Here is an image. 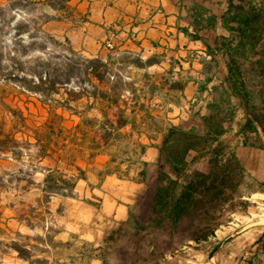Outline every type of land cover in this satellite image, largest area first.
<instances>
[{"label":"rangeland","instance_id":"rangeland-1","mask_svg":"<svg viewBox=\"0 0 264 264\" xmlns=\"http://www.w3.org/2000/svg\"><path fill=\"white\" fill-rule=\"evenodd\" d=\"M249 1L243 0V4ZM252 1L259 6L264 0ZM47 2L49 0H0V74L3 76L22 71L30 74L47 62L59 65L63 61L61 56L69 54L64 40L66 34L79 35L82 39L80 35L90 27L85 26L87 19L77 9L69 11L67 21L63 14L47 6ZM221 4L225 7V0ZM19 25L23 32L28 30L30 34L15 37ZM115 40L107 44L109 51ZM15 45L19 53L16 54L17 62L11 63ZM74 50L77 55L71 56L81 64L98 56L82 48ZM114 70L116 74L120 72L123 84H130L128 79L134 76L133 85L138 88L147 76L127 66L116 65ZM163 70L152 71L149 75L160 84L163 74H167ZM186 74L197 77L196 73L186 71L184 78ZM27 76L28 80H33V76ZM71 89L80 90L76 84L68 87ZM66 90L49 102L21 84L0 76V184L8 193V200L13 197L9 191L15 189L24 197L21 209L11 213L18 216L23 230L18 234L2 233L0 264H65L71 260L75 264H138L139 249L142 256H147V234L142 239L137 238L132 222L136 218L141 219V223L146 219V178L158 165L157 156L152 158L150 149L159 144L171 125L179 123V113L173 105L177 96L167 89H158L154 100H148L141 93L139 103H135L124 94L120 109L109 112V117L115 124L127 126L119 125L107 140L99 127H93L96 123L91 124L95 119L101 120L100 114L92 111L81 118L80 109L63 106ZM186 96L194 112L205 115V106L216 103L221 93L201 95L199 88L193 86L186 90ZM228 99L223 94L217 103L223 109L229 108ZM79 104L85 105V101ZM182 116L184 128L188 129L186 108ZM240 121L242 117L239 116L236 122ZM224 142L229 151L239 149L247 165L248 182L253 187L247 199L248 213L244 215L241 210L236 225L218 233L209 244L187 247L161 264H208L214 250L233 237L213 263L238 264L237 257L262 232L264 153L243 151L234 129ZM81 186L85 187L84 193ZM111 205L119 207L120 213L111 211ZM237 226L241 228L235 232ZM75 229H80L89 240L73 235L70 230ZM18 249L22 251L20 255Z\"/></svg>","mask_w":264,"mask_h":264},{"label":"trees","instance_id":"trees-1","mask_svg":"<svg viewBox=\"0 0 264 264\" xmlns=\"http://www.w3.org/2000/svg\"><path fill=\"white\" fill-rule=\"evenodd\" d=\"M72 1L49 0L46 5L63 14L68 21ZM212 1L203 0V5L192 14L196 31L189 33L188 28L185 30L192 42L202 46L204 55L199 56L201 68L198 76L190 75L183 81L174 82L167 79L160 87L177 96L174 105L179 113V123L171 125L159 144L151 148L158 165L156 171L147 174L146 178V219L142 223L137 218L132 222L137 238L142 239L147 234V256H142L139 249L138 264H161L187 247L209 244L218 233L236 225L241 210L244 215L248 213L247 199L253 193V187L248 182L247 165L240 150L229 151L224 139L234 129L243 151L264 153V1L256 6L252 0L244 4L243 0H225L222 10L223 4L213 6ZM20 26L15 29V37L30 34L28 30L23 32ZM64 40L69 54L61 56L63 61L59 65L47 62L30 74L22 71L21 74L14 72L0 76L21 84L49 102L67 89L63 106L80 109L78 115L81 118L96 111L102 116L101 120L95 119L91 124L96 123L97 126L93 127H99L103 137L109 140L111 131L119 129V125L122 128L127 126L115 124L109 112L120 109L124 94L139 103L144 88L133 85V81L122 83L120 72L116 74L114 70L117 65L115 56L109 55L105 59L96 56L82 64L76 62L72 56L77 54L68 34ZM13 49L11 55L15 56L10 58L11 63L16 61L19 53L16 45ZM164 55L155 54L148 60L136 58L132 61L126 56L121 63L125 66L130 61L137 69L146 71L147 67L159 65ZM181 69L183 72L182 66ZM190 69H193L192 64ZM27 75L33 76V80H28ZM217 80L219 85L215 86ZM189 82L199 88L201 95L220 92V99L226 95L229 108L223 109L217 103L218 98L216 103L205 106L207 114L195 113L192 102L187 103ZM75 84L80 90H68ZM157 89L152 86L149 93L155 96ZM83 101L85 105L79 104ZM98 104H101L100 108ZM141 107L144 108V104ZM184 108L189 116L188 129L183 123ZM239 116L242 121L236 122ZM191 155L194 157L189 162ZM240 228L237 226L235 232ZM17 253L20 255L21 249ZM237 260L238 264H264V227Z\"/></svg>","mask_w":264,"mask_h":264},{"label":"crops","instance_id":"crops-1","mask_svg":"<svg viewBox=\"0 0 264 264\" xmlns=\"http://www.w3.org/2000/svg\"><path fill=\"white\" fill-rule=\"evenodd\" d=\"M221 2L222 0H213L212 5ZM201 5H203V0H73L69 5V11L74 12L73 9H77L84 17L87 15L85 26L90 27L80 35L83 37L82 39L79 35L68 36V38L71 40L73 49H85L88 53L96 54L101 59H105L109 55L115 56L118 67L124 66L121 60L126 56L130 57L131 61L136 58L148 60L155 54L165 53L160 58L161 63L159 65L147 67L146 71L137 69L130 61L125 65V67H129L135 72L147 73L141 86L144 88L145 97L148 100H154L156 96L149 93L152 86L158 85V89H160L161 83L164 85V80L167 79L172 82L176 80L183 81L188 76H193L192 74H186L184 78V72L197 74L201 68L199 56L204 55L202 46L192 42L185 32L187 28L189 33L196 31L195 19H193L192 14L194 11H198L197 8ZM222 9H224V6H221ZM113 35L116 36L115 50L109 51L106 46L112 41ZM191 64L193 69H190ZM181 66L184 69L183 72ZM161 69L162 71L165 69L167 74H171L175 78L172 79V77H167V74H163L161 83L155 82L156 78L150 76L149 73ZM171 69L173 70L172 73L169 72ZM177 76H181L180 79ZM128 80L130 82L134 81V76ZM216 82L219 85V81ZM216 84L214 83V85ZM193 86L196 87L189 82L186 90L193 88ZM170 93L173 94V92ZM150 155L152 158L156 157L155 152L151 149ZM191 157H194V155H191ZM79 185H77V188ZM1 186L0 184V236L4 232L18 234L21 229L23 230V227H21L18 216L11 213L21 209L23 194L17 192V189L10 190L9 192L13 194V197L8 200V193L5 190L3 191ZM131 186L133 185L131 184ZM84 189L85 187L81 186L82 193H84ZM100 197L102 199L103 196ZM113 205L110 206L111 211L116 210L115 213L119 214V207L114 208ZM89 209L93 211L92 208ZM126 217H128V214H126ZM10 219L12 220L10 221ZM125 220L127 219L125 218ZM70 231L73 235L81 237V239L89 240L87 235H83L80 229ZM65 264L75 263L71 260L66 261Z\"/></svg>","mask_w":264,"mask_h":264},{"label":"water","instance_id":"water-1","mask_svg":"<svg viewBox=\"0 0 264 264\" xmlns=\"http://www.w3.org/2000/svg\"><path fill=\"white\" fill-rule=\"evenodd\" d=\"M234 238V237H233ZM233 238H230L228 239L227 241L223 242L218 248H216L214 250V252L211 254L210 258H209V262H213L214 259L216 258V256L220 253V251L222 249H224L226 247V245L233 239Z\"/></svg>","mask_w":264,"mask_h":264},{"label":"bare ground","instance_id":"bare-ground-1","mask_svg":"<svg viewBox=\"0 0 264 264\" xmlns=\"http://www.w3.org/2000/svg\"><path fill=\"white\" fill-rule=\"evenodd\" d=\"M208 264H214L213 262H209Z\"/></svg>","mask_w":264,"mask_h":264},{"label":"built area","instance_id":"built-area-1","mask_svg":"<svg viewBox=\"0 0 264 264\" xmlns=\"http://www.w3.org/2000/svg\"><path fill=\"white\" fill-rule=\"evenodd\" d=\"M109 48H112V46H109Z\"/></svg>","mask_w":264,"mask_h":264}]
</instances>
